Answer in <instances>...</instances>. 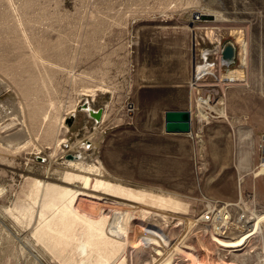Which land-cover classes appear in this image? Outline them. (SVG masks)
<instances>
[{"label": "rangeland", "instance_id": "rangeland-1", "mask_svg": "<svg viewBox=\"0 0 264 264\" xmlns=\"http://www.w3.org/2000/svg\"><path fill=\"white\" fill-rule=\"evenodd\" d=\"M226 42L233 65L203 61ZM167 110L191 112L190 135L163 132ZM79 162L173 240L186 220L226 212L213 236L235 245L192 228L205 264H264V0H0V264H135L112 206L88 202L81 216L69 198L74 176L91 175Z\"/></svg>", "mask_w": 264, "mask_h": 264}, {"label": "bare ground", "instance_id": "bare-ground-1", "mask_svg": "<svg viewBox=\"0 0 264 264\" xmlns=\"http://www.w3.org/2000/svg\"><path fill=\"white\" fill-rule=\"evenodd\" d=\"M214 20L217 21V17H215ZM211 21L213 22V19ZM237 43H239L241 46L240 60L242 64L246 65L247 46L244 43V41L239 39H237ZM210 53L217 55L219 59V64L222 63L220 45L216 46L213 50L202 52V58L204 59L203 60L204 62L206 60L207 55ZM206 64L207 66H209L208 63ZM205 67L206 65H204L203 68L197 69L196 79L198 81L203 77L205 72ZM211 67H214V64H212L210 68ZM227 78L228 80L231 81H238L242 78V74L238 71L234 73L229 72L227 73ZM195 81H193L191 85L192 86L191 92L193 95L196 94V89H197L196 87L193 86L195 84ZM196 105L198 109L201 108L200 100H196ZM88 109H90V107H88ZM85 111L88 113L87 109ZM200 118H202V116H200ZM100 122L101 120L97 123ZM70 165H72L77 171H79L80 174L81 173L91 174L89 176L76 175L74 176L73 181H70L71 183L67 186V188L69 189V193H68L69 198L74 199L75 200L74 202H77V200H79L80 203L82 204V210L80 212V215L83 216L85 206H87L86 204L88 202H95V203L96 201L108 202V204H110L109 206H112L113 210H115L121 216L120 221L118 223L119 224L118 232H120L124 237H126V242L130 246V252L134 257L135 264H139L141 258L146 254L149 255L150 257L143 264H175L176 260L181 257L184 258L188 256L194 257L195 255H199L200 257L199 264H205L206 256L209 255L205 253L206 251H208L207 244L203 241H199L196 246H191L188 243L190 240L192 228H194L197 225L201 226L200 228L196 227L199 230H201L202 228L203 232L204 231L211 232L212 235H210V239L212 240L214 245L227 244L226 246L228 247L229 244L230 245L237 244V242H234V240H236L237 238H234V240L228 239L227 241H223L222 240L223 238L213 236L214 234L221 236V234L225 232V226L230 220L229 219L230 216H228L226 212L220 211L218 214L215 213L210 214L208 218H205L204 216L199 220H197L196 222L191 220H186V222H184L185 226L182 231L183 238L178 240H173L170 238V236L165 235L160 228L153 227L152 225L149 224L140 223L136 219L137 210L133 211L129 209L131 207L130 206L131 203L127 202L126 200L116 198L114 194H111V192H113L112 188H110L108 183L102 180L104 178L103 176L104 171L101 166L88 167L85 166L82 162L73 163ZM102 198H105V200ZM106 199H108L109 201H107ZM162 218L164 219V221L167 220L166 217L164 216H162ZM250 220H252V218H248L247 222H250ZM252 227L255 229V231H259V227L257 223H255ZM202 238L205 239L204 237ZM52 239L54 240V238ZM242 239L243 238H240V241H242ZM21 244L23 248L25 247L24 249L26 248H29L30 250L34 249V247L32 249L30 243L26 241H22ZM111 258L112 260L114 259L117 260L116 264H126L127 262V258L125 256H122L120 260H118L117 257L115 258L114 255H112ZM36 259L40 261V258L38 256L36 257ZM211 264H224V263L221 259L218 260L214 259L211 262Z\"/></svg>", "mask_w": 264, "mask_h": 264}, {"label": "water", "instance_id": "water-1", "mask_svg": "<svg viewBox=\"0 0 264 264\" xmlns=\"http://www.w3.org/2000/svg\"><path fill=\"white\" fill-rule=\"evenodd\" d=\"M193 18L196 20H212L211 16L195 14ZM236 58V49L233 43L226 42L221 48V60L224 66L233 65ZM83 109L88 111V115L95 122H99L103 115V110L94 111L88 109L86 104ZM192 117L189 110H167L163 114V132L170 135H189L191 134ZM72 157L69 156V159Z\"/></svg>", "mask_w": 264, "mask_h": 264}, {"label": "built area", "instance_id": "built-area-1", "mask_svg": "<svg viewBox=\"0 0 264 264\" xmlns=\"http://www.w3.org/2000/svg\"><path fill=\"white\" fill-rule=\"evenodd\" d=\"M217 59H218V57H217ZM218 63H219V59H218Z\"/></svg>", "mask_w": 264, "mask_h": 264}]
</instances>
